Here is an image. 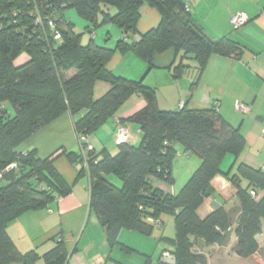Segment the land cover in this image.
Wrapping results in <instances>:
<instances>
[{"label":"trees","instance_id":"trees-1","mask_svg":"<svg viewBox=\"0 0 264 264\" xmlns=\"http://www.w3.org/2000/svg\"><path fill=\"white\" fill-rule=\"evenodd\" d=\"M145 4L157 10L161 22L140 34L137 25ZM35 7L44 19L55 18L56 29L47 21L35 24L31 17ZM68 9H74L89 24L86 32L115 24L125 38L114 49L97 46L93 39L83 45L84 34L77 33L65 16ZM56 31L60 39H55ZM236 47L227 38L208 36L182 0H0V264H38L41 258L44 264H66L69 257L62 240L42 257L36 251L23 254L7 232L8 225L23 214L44 209L72 192L55 168L54 155L41 159L35 150L21 152V146L67 112L74 118L77 136L90 137L136 94L146 106L127 121L140 128L141 142L118 144L116 155L91 151L88 158L90 211L107 231L110 245L118 244L123 230L153 236L160 217L171 214L176 237L173 249L165 251L175 256L174 264H209L205 249L226 243L232 232L237 238L232 249L235 255L248 259L259 253L264 172L238 162L245 149L239 129L213 109L160 110L154 88L143 85V80L119 77L108 68L116 53H133L151 70L157 54L173 49L182 54V62L174 67V77L179 78L189 68L184 59L192 57L202 72L211 55L230 56ZM98 81L109 84L110 89L95 99ZM83 112L86 114L81 116ZM177 144L197 153L202 162L173 195L156 188L152 181L174 184L171 170ZM64 154L70 162L84 164L80 156ZM227 154L235 157L232 167L238 162L237 172L231 176V170L221 169ZM85 175L82 168L79 178ZM110 176L120 185L111 182ZM218 177L228 179L235 190V220L225 207L205 217L199 215L204 204L215 197ZM161 240L168 244L165 238ZM122 249L131 251L125 246ZM149 262L147 259L146 264Z\"/></svg>","mask_w":264,"mask_h":264},{"label":"crops","instance_id":"crops-1","mask_svg":"<svg viewBox=\"0 0 264 264\" xmlns=\"http://www.w3.org/2000/svg\"><path fill=\"white\" fill-rule=\"evenodd\" d=\"M182 1L189 8L192 19L208 36L216 40L223 38L231 40L237 46L235 52L230 56L211 55L202 72L197 68V62L188 57L183 60V64L189 68L183 70L181 77L175 78L174 67L182 62V54H177L173 49L167 50L154 57L152 69L155 73L152 81L156 86L146 85L156 90V103L160 110L178 111L183 107L215 110L227 123L239 129L245 138V149L238 162L264 172V0ZM236 13H244L249 20L239 29H234L230 22ZM160 22L161 16L157 10L146 4L141 7L137 25L140 34L157 28ZM124 38L123 33L120 40ZM134 55L116 53L108 68L119 77L137 81L148 65L144 66L136 59V55L132 57ZM123 64L130 65L131 75L117 72V67ZM151 70H148L147 74ZM184 80L190 85L179 87L178 82ZM109 89V84L98 81L94 88V98L100 99ZM136 95L137 97H133L134 95L132 97L137 99L131 97L114 118L88 137V145L94 154L102 151L112 153L115 144H119L116 142L117 120L124 121L130 129V144L138 145L141 142L140 128L127 121L146 106V101L139 94ZM237 103L249 105L251 111L247 114L239 112L236 109ZM85 114L86 112H83L81 116ZM21 147V152L35 150L41 159L54 155L55 168L72 187V192L68 196L55 199L44 209L27 212L8 225L7 232L21 253L36 251L42 257L54 248L56 241L62 240L69 253L66 264H135L126 261V258H132L134 253L141 257V264H146L147 259L150 261L149 264L153 263V257H156L159 249L156 248L155 254L151 251L149 247L152 241L147 239L150 237L123 230L119 234L118 244L111 246L107 231L102 227L99 218L90 216L87 218V214L91 212L89 185L82 188L77 165L70 162L64 154L79 151L74 118L69 112L34 134ZM233 159L235 160L234 156ZM198 160L202 162L200 156ZM237 164L233 167V174L237 172ZM190 173L192 172H189L186 180L184 178L179 185L173 169L171 170L173 185L158 180L152 182L156 188L175 195L192 176L193 173ZM244 183L247 184V181ZM214 184L217 193L199 210L201 217L220 207L229 210L236 200L235 190L228 179L218 177ZM231 197L233 199H230ZM161 223L159 221V225ZM78 235L81 237L76 241ZM236 240L232 232L226 243L210 247L213 250L207 254L208 263L264 264V257L260 254L264 253V228L259 236L261 250L251 258H239L232 252ZM122 246L131 251H124ZM157 247L159 248V245ZM167 249H161L157 264H161V253ZM38 264H44L42 258Z\"/></svg>","mask_w":264,"mask_h":264},{"label":"rangeland","instance_id":"rangeland-1","mask_svg":"<svg viewBox=\"0 0 264 264\" xmlns=\"http://www.w3.org/2000/svg\"><path fill=\"white\" fill-rule=\"evenodd\" d=\"M65 16L68 20H70V22H72V24L75 27V31L77 33H79V34L83 33L84 34V36L82 38L83 45H87L90 42V40L93 39L94 44L97 46L114 49L116 47L118 41L120 40V38H122L123 31L119 27H117L115 24L103 25L101 27L94 29L92 33H89V32H86L87 31L86 27L89 26V24L84 19H82L74 9L66 10ZM136 37H138V36H136ZM132 57H135V55ZM136 59H139L138 61L143 63L144 66L148 65L147 68L145 69L143 75H141L137 81L143 80L142 84L145 86H147L146 84H148L149 86H153V87L156 86V85H153L156 83H153V81H152L153 75L155 73L154 69H152L151 72L147 74V72L149 70V64H146V61L139 58L138 56L136 57ZM117 72H126L129 75L132 74L131 67L128 64L120 65L119 68L117 67ZM74 73H75L74 71L71 73H68V74H66V77H70ZM185 85L189 86L190 83L187 82L186 80H184V82H181V81L178 82L179 87L184 88ZM133 97H137V95H134ZM133 99H137V98H133ZM77 140L79 143V151H78V153H74V154L77 156H80L81 159H83V148L80 145L78 137H77ZM116 142L118 143L117 140H116ZM114 147H115V149L112 151V153H111L112 155L118 154V144H115ZM175 147H176L177 154L173 158L172 169H173V174L176 177L178 185H179L181 182H183L184 178L186 180V178L189 176L188 175L189 172L193 173L194 170H196V168L199 166L201 161H199V160L197 161L199 156L195 152L190 151V150L185 151V149L179 144H177ZM88 148L90 149V147H88ZM80 157H79V159H80ZM233 161H234V159H233L232 154H227L226 157L224 158L222 164H221V169L223 171L229 172L231 170L230 176L233 174V169H234L232 167ZM74 164L77 165V168L79 170L78 173H80L82 168L83 169L85 168L83 163H81L80 161H77ZM85 171H86L85 176H82L80 178L78 177L79 182H81L83 189L85 186L89 185V182H90V178H89L88 171L86 168H85ZM192 173H190V174H192ZM109 180L118 186L120 185V181L117 180L114 176H110ZM158 181H160V180H158ZM161 182H163V181H161ZM243 185L245 187L246 183H244ZM179 191H180V189H179ZM216 197H218V195ZM230 199H233V197H231ZM237 206H238V203H237V200H235V202H233V205H231L230 209H229L231 211V214H232L234 220L238 215L236 213L237 209H238ZM201 215H203V214L201 213ZM89 216L90 217H97L93 212H90L89 214H87V218ZM159 221L162 222L161 225H156L153 236L150 238H147V239H150L152 241V242H150L149 248L151 249V251L154 254H155L156 250L159 249L157 254H156V257H153V263L152 264H157L158 255L160 254L162 248H168L167 250L173 249L172 240H174L176 237L175 218L173 215L163 214L160 217ZM80 237L81 236L78 235V237H76V241ZM162 238H165L167 240L168 244H166L163 240H161ZM157 245H159V248L157 247ZM196 247L198 248V245ZM212 250H213L212 248L208 247V248H206L205 252H206V254H208ZM260 254H261V257H264L263 252H261ZM133 255L134 256H132V258H126V261L133 262L135 264H141V257L137 256L136 253H134ZM160 263L163 264L161 261H160Z\"/></svg>","mask_w":264,"mask_h":264},{"label":"built area","instance_id":"built-area-1","mask_svg":"<svg viewBox=\"0 0 264 264\" xmlns=\"http://www.w3.org/2000/svg\"><path fill=\"white\" fill-rule=\"evenodd\" d=\"M31 17L34 19V22L36 25H42L44 23V21H47L48 25L51 28L56 29L55 18L50 16V17H46L44 19L37 7H35L31 11ZM248 21H249L248 17L244 13H236L231 17V20H230L231 25L234 29H239V28L243 27L245 24L248 23ZM60 38H61V34L58 31H56L55 32V39H60ZM236 109L239 112H242L244 114H247L251 111V107L247 104H244V103H237ZM116 134H117V141L119 144L129 142V140L131 138L130 129L125 124H123L120 120L116 121ZM78 139H79L80 145L83 148V161H84L83 165L88 171V158H89V153L91 152V150L88 148L89 147L88 136H80V137H78ZM14 166L15 165H12L10 168H13ZM2 179H3V175L0 174V182L2 181ZM252 196H255L254 192H252ZM156 225H159V221L156 222ZM160 261L163 264H174L175 263V256L170 251H164L161 254Z\"/></svg>","mask_w":264,"mask_h":264}]
</instances>
